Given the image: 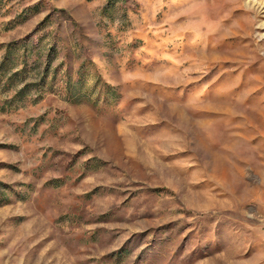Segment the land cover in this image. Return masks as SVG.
Masks as SVG:
<instances>
[{"label": "rangeland", "instance_id": "1", "mask_svg": "<svg viewBox=\"0 0 264 264\" xmlns=\"http://www.w3.org/2000/svg\"><path fill=\"white\" fill-rule=\"evenodd\" d=\"M0 264H264V0H0Z\"/></svg>", "mask_w": 264, "mask_h": 264}]
</instances>
